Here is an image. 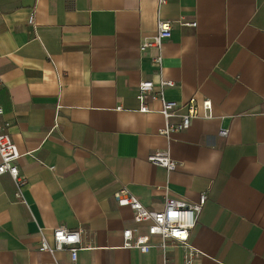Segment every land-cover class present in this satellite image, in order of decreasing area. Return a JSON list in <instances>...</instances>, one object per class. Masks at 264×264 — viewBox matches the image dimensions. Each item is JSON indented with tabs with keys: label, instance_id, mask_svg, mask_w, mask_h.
<instances>
[{
	"label": "crops",
	"instance_id": "obj_1",
	"mask_svg": "<svg viewBox=\"0 0 264 264\" xmlns=\"http://www.w3.org/2000/svg\"><path fill=\"white\" fill-rule=\"evenodd\" d=\"M159 20L173 27L160 60L141 50ZM144 81L173 82L181 105L212 100L213 119L162 135V101L140 112ZM0 106L28 181L24 204L0 176V264H163L159 237L150 253L123 247L138 226L124 188L153 211L208 193L194 264H264V0H0ZM166 150L176 171L149 162ZM59 227L84 230L76 262L39 250ZM167 259L185 264L186 249L169 241Z\"/></svg>",
	"mask_w": 264,
	"mask_h": 264
},
{
	"label": "built area",
	"instance_id": "obj_2",
	"mask_svg": "<svg viewBox=\"0 0 264 264\" xmlns=\"http://www.w3.org/2000/svg\"><path fill=\"white\" fill-rule=\"evenodd\" d=\"M159 6L165 5L169 0H158ZM33 18L29 24L33 25ZM185 27L196 28L197 23H180ZM173 35L172 23L169 21L159 20L156 34L142 44L141 50L153 48L161 59V48L164 42L170 40ZM173 82H161L160 86L164 90L167 87H174ZM163 90L156 91V85L152 81H144L138 87V99L141 104L140 112L149 113L151 108L148 99H160L163 104L161 114L164 115L167 123L161 131L162 135L170 138L172 133L181 132L189 129L193 120L213 119V102L210 99L201 101L192 99L189 104L181 105L175 101L166 99ZM120 109V108H119ZM182 109H186L185 114H181ZM5 115L4 109L0 106V119ZM179 117L181 121L172 123L171 119ZM9 124L0 127V176L10 175L15 183V198L21 203L27 204L25 199V190L28 186L26 177L19 169L18 161L22 158L17 145L13 141L11 134L7 131ZM219 135L226 138L229 131L221 129ZM149 162L153 165L173 172L180 166L172 159L170 150L156 152L149 157ZM114 197L120 207H128L133 211L134 221L138 225L136 228H128L123 231V247L125 249H137L141 253H150L153 249L152 239L159 237L162 240L160 248L164 255V263L168 264L167 248L168 242L171 241L176 245H181L186 249L185 264H194L195 258L200 252L190 246V238L195 228L197 216L202 212L208 201V193H203L200 202L197 204L187 203L182 200L168 197L166 206L161 211L148 209L138 197L130 193L127 189H121L114 194ZM146 226V231H142V226ZM83 229L70 230L65 227H59L53 230L51 242L42 231V239L39 246L41 252H48L55 255L58 252L69 250L72 262L78 260L79 252L90 249L83 246L82 235ZM55 264H59L57 261Z\"/></svg>",
	"mask_w": 264,
	"mask_h": 264
}]
</instances>
